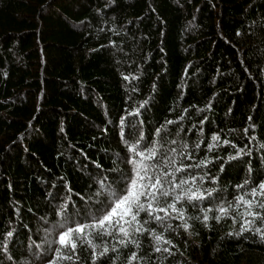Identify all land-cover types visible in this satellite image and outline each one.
I'll list each match as a JSON object with an SVG mask.
<instances>
[{"label": "trees", "instance_id": "trees-1", "mask_svg": "<svg viewBox=\"0 0 264 264\" xmlns=\"http://www.w3.org/2000/svg\"><path fill=\"white\" fill-rule=\"evenodd\" d=\"M153 142V163L168 168L175 149L176 167L190 166L175 176L196 177L211 198L177 203L184 221L141 212L139 247L114 229L72 233L75 257L61 259L57 248L72 252L59 233L88 224L87 210L100 215L101 185L115 188L132 146ZM261 180L264 0H0V264H128L130 252L132 264H264V219L245 215L264 209L235 204L264 200L251 194ZM200 208L212 209L207 222ZM88 240L97 254L117 251L94 261Z\"/></svg>", "mask_w": 264, "mask_h": 264}, {"label": "snow or ice", "instance_id": "snow-or-ice-1", "mask_svg": "<svg viewBox=\"0 0 264 264\" xmlns=\"http://www.w3.org/2000/svg\"><path fill=\"white\" fill-rule=\"evenodd\" d=\"M167 123L173 122L167 121ZM161 127H163V125ZM156 131L159 132L160 129H156ZM212 139L218 140L219 137L214 135ZM136 143L138 144L139 141L137 140ZM224 143L229 142L225 140ZM184 147H187V145ZM134 149L135 145L130 149L133 150V155L135 157L128 161V163L132 165L130 173L121 175L118 181H114L116 187L112 188L109 186L108 191L106 192L103 191V185H101V191L98 194L103 195L104 200L100 201L96 208V211L99 212L100 215L92 214L91 210H87L88 215L84 218L89 220L88 224L77 223L74 228L66 227L64 231L59 233V243L61 245L69 246V250L72 252L71 256H61L60 248H57V255L60 256L61 259L71 260L75 257L76 243L70 238L72 233H76V238L80 239V234L84 233V229L90 228L95 232L97 237L103 239L105 236H112L114 234L112 230L114 229L115 232L121 234L118 240L120 245L124 247H127L128 245L139 247V242L134 238L132 233L145 231L141 222L137 219L141 212L146 213L149 218L155 219L161 223L172 214H175L176 219L184 221V208L180 207L178 209L176 207L177 203L186 201L195 207L194 202L203 201L205 197L211 198L212 192L215 191V189L202 190L199 186L195 188L191 186V184L196 183V177L189 176L187 179H184L175 176V173L182 172L184 167H190L184 165L176 167L177 161L175 156L171 155V153H175V149L171 150L169 156L163 157V164L167 165L171 171H169L168 168H165L162 171L160 164L152 162L153 157L158 155L155 142H153L151 148H147L143 151H135ZM240 155L241 150H237L236 156ZM227 159L232 160L234 157L229 156ZM205 163H207L206 160H201L200 164L196 165V167H200V165ZM220 170L223 171V164L220 165ZM211 179L213 182L215 181L214 176L211 177ZM202 180L203 178H201V181ZM245 184H247V181H245ZM186 185L187 187H185ZM237 187L239 188L241 186L237 185ZM258 192L261 196H264V180H261L257 187L251 189L253 197H256ZM161 199H165V206L162 208L155 206L159 204ZM241 201H243L249 209H251L253 204L260 209H264V200L256 203L254 200H243V197L238 196L235 198V204L237 207H239ZM230 208H232L231 204L227 207L218 205V214L214 217L216 221L219 222L221 214L223 216H228ZM61 209H63V205L61 206ZM199 211L203 213V220L207 222L209 219L208 213L212 211V209L200 208ZM157 212L163 213V215L156 216L155 213ZM245 215L264 219V217L260 216L259 212L246 211ZM196 219H199V217H196ZM232 219L233 222H235V217H232ZM248 223V220L244 221V224ZM181 226L186 230L189 227L186 221ZM241 230H245L243 225H241ZM255 232L264 239V232H261L259 228H256ZM147 234L151 235L157 244L163 241L162 233L156 234L155 230H151L147 232ZM84 235H87V233H84ZM11 236L12 232L9 231L6 234L5 240ZM80 242L84 243V240L81 239ZM88 245L93 249L92 257L94 261L97 258V255L105 256L110 251L112 253H116L117 251L115 246L111 249L105 246L103 251L97 254L95 251L96 245L93 244L91 240H88ZM3 250L6 251V244L4 245ZM153 250L158 252L161 249L155 247ZM164 251L168 250L164 249ZM76 258L78 259V257ZM108 258L113 261V264H115V259L112 256H109ZM54 259L55 257L53 260ZM136 259H138L136 252H130V255L127 256L128 264H132V261ZM53 260H49L48 264H53ZM101 264H103V262H101Z\"/></svg>", "mask_w": 264, "mask_h": 264}]
</instances>
